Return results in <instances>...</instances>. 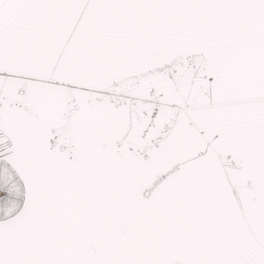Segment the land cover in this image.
Wrapping results in <instances>:
<instances>
[{"label":"snow or ice","instance_id":"snow-or-ice-1","mask_svg":"<svg viewBox=\"0 0 264 264\" xmlns=\"http://www.w3.org/2000/svg\"><path fill=\"white\" fill-rule=\"evenodd\" d=\"M0 264H264V0H0Z\"/></svg>","mask_w":264,"mask_h":264}]
</instances>
